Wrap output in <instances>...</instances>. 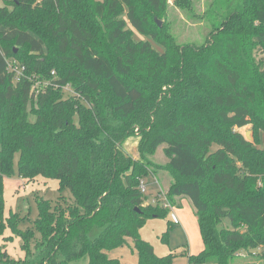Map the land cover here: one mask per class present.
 I'll list each match as a JSON object with an SVG mask.
<instances>
[{"label":"trees","instance_id":"16d2710c","mask_svg":"<svg viewBox=\"0 0 264 264\" xmlns=\"http://www.w3.org/2000/svg\"><path fill=\"white\" fill-rule=\"evenodd\" d=\"M2 3L0 235L10 227L25 255L13 260L0 251V264H121L106 252L127 238L137 264H174L139 236L147 218L170 213L145 205L139 189L156 175L145 156L160 148L167 162L159 168L171 177L167 201L174 207L186 197L197 217L203 249L188 255L189 264H231L242 252L264 257V160L249 156L233 131L239 119L219 117L197 77L239 95L264 124V0H216L204 13L215 24L210 39L184 46L169 25L154 22L166 19L167 0ZM9 64L23 68L18 80ZM134 136L137 161L123 149ZM15 155L19 178H53L72 198L59 196L54 206L38 199L33 231L17 229L18 215H3ZM94 227L100 232L90 239Z\"/></svg>","mask_w":264,"mask_h":264},{"label":"rangeland","instance_id":"374dc122","mask_svg":"<svg viewBox=\"0 0 264 264\" xmlns=\"http://www.w3.org/2000/svg\"><path fill=\"white\" fill-rule=\"evenodd\" d=\"M188 1L191 7L190 5L186 7L176 4L175 0H167L168 12L166 19L161 20L155 17L154 22L155 20L159 21L161 23L160 28L163 24L169 25L171 35L180 46L201 45L210 39L211 31L215 25L204 18V13L216 0ZM2 5V0H0V6ZM134 39L136 41L148 40L155 50L163 52V47L149 37L134 33ZM257 51L258 49L256 48L254 54L259 59L262 54ZM197 77L211 92L217 115L224 120L239 119L236 126L233 127V131L241 135L240 142L243 143L249 156L254 160H264V124L250 114L245 101L239 95L233 96L229 94L206 77ZM138 139L137 136H134V138L128 139L123 145L124 151L136 161L140 159L137 151ZM211 149L215 151L218 147L213 145ZM145 160L151 164L149 169L156 172V175H148L143 178L146 187L144 195L147 199L145 205L151 204L154 206L161 204L162 206L164 202L162 198L166 197L171 177L167 171L159 167L165 166L167 160L164 158L161 148L153 155H146ZM237 165L240 164L237 163ZM12 168L14 174L10 177H5L3 181V215L5 219H8L11 214L18 215L20 218L17 225L18 230H35L34 220L37 217L36 201L38 199L48 200L52 206L56 204L59 196L67 202H72L70 192L67 189L59 192L58 181L53 178L39 176L30 182L19 178L16 175L17 155H15ZM181 200L178 207L173 209L175 215L178 216L179 224H174L171 228H168L167 221H172L171 212L165 217H150L146 219L140 228L139 236L152 246L157 256L162 257L171 254L174 264H189L188 255H198L203 249V244L194 208L186 197H181ZM174 204L177 205L176 203ZM226 224L227 221L224 222V226ZM99 232L100 229L94 227L88 236L93 239ZM36 237H39L38 233H36ZM21 245L22 238L10 227H6L0 235V251H6L8 257L13 260L23 259L25 253L22 251ZM106 253L109 258L117 259L121 264H137L136 250L130 238H127L123 245ZM240 256L233 257L231 264H264V257L254 260L252 259L254 257L248 256L243 252L240 253ZM243 257L248 258L244 259ZM87 261V258H83L70 264H87Z\"/></svg>","mask_w":264,"mask_h":264},{"label":"built area","instance_id":"2783aa9c","mask_svg":"<svg viewBox=\"0 0 264 264\" xmlns=\"http://www.w3.org/2000/svg\"><path fill=\"white\" fill-rule=\"evenodd\" d=\"M9 68L11 71L15 72V78L18 80V78L21 76V72L23 70L22 67H18L17 65H13V64H9ZM66 90H68L69 88L65 87ZM139 189L141 191V193L145 194L146 193V187L144 185V181L143 179L140 180L139 182ZM163 202V207L166 209H169V211L172 213V222L174 224H179V220L176 217V215L172 212V206L170 205V203L167 201L166 197L162 198Z\"/></svg>","mask_w":264,"mask_h":264},{"label":"crops","instance_id":"0c3cea01","mask_svg":"<svg viewBox=\"0 0 264 264\" xmlns=\"http://www.w3.org/2000/svg\"><path fill=\"white\" fill-rule=\"evenodd\" d=\"M159 190H161V189H159ZM158 193V192H157ZM156 193V194H157ZM181 198H176V200H175V203L177 204L176 206H174L173 208H172V212H173V209H176V207H178V205L181 203ZM174 213V212H173ZM175 214V213H174ZM177 218H178V216H176ZM179 220V219H178ZM179 223H180V221H179ZM239 257H241L240 255H239ZM244 259H246V258H248V257H243Z\"/></svg>","mask_w":264,"mask_h":264},{"label":"water","instance_id":"95a60500","mask_svg":"<svg viewBox=\"0 0 264 264\" xmlns=\"http://www.w3.org/2000/svg\"><path fill=\"white\" fill-rule=\"evenodd\" d=\"M155 22L157 23V25L160 27L161 26V23L157 20H155Z\"/></svg>","mask_w":264,"mask_h":264}]
</instances>
